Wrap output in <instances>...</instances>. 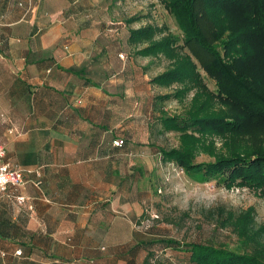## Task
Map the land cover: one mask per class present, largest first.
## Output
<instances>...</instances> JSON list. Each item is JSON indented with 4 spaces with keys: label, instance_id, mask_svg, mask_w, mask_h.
<instances>
[{
    "label": "rangeland",
    "instance_id": "1",
    "mask_svg": "<svg viewBox=\"0 0 264 264\" xmlns=\"http://www.w3.org/2000/svg\"><path fill=\"white\" fill-rule=\"evenodd\" d=\"M61 1L63 11L47 13L59 8ZM35 3L36 0L27 3L26 0H0V51L7 58H13L14 53L38 58L57 53L61 48L62 58H75L71 45L76 39L77 24L80 22L86 29L90 26L86 31L90 39V77L98 83H90V102L116 107V111L110 107L103 114L110 116L107 123L113 130L111 142L114 144L115 138L125 139L120 146L127 152L126 181L121 189L129 203L123 211L126 216L134 215L132 219L136 223L130 242L137 246L138 240L147 237H175L183 243L202 241L239 252H263L264 245L255 242L264 244L262 186H228L221 177L188 171L175 160L164 158L159 150L160 147L188 148L195 161L215 160L234 153L264 152V114L223 94L204 69L199 65L192 67V59L181 45L182 29L166 3L163 0H41L39 6ZM36 5L37 9L33 10ZM20 8L25 13L21 22L26 25L39 19L43 35L38 33L36 39L30 38L21 26L6 31L8 25L2 22L15 19ZM77 9L82 10L81 15ZM133 17L136 18L132 20ZM218 18L226 27L225 36L230 28L245 30V19L238 13L226 20L219 12ZM145 25L158 27L152 38L129 40L130 29ZM12 34H23L26 39L12 38ZM165 37H172L177 46L157 53L139 52L140 48ZM9 39L13 47L8 46ZM257 43L249 40L248 48L253 49L241 60V66L264 86V51ZM43 45L46 48L38 47ZM176 66L191 72L171 83L152 80ZM119 105H124L120 108H125L127 115L121 125H114L113 117L119 114ZM189 112L226 117L232 127L220 125L184 131L164 126L160 117ZM246 217L252 228L260 229L256 239L240 223ZM98 241L105 246L104 250L112 249L111 240ZM152 246L156 250L155 259L168 264L189 261L187 249L165 247L161 242ZM125 252L120 251L119 256ZM145 255L146 248L140 245L135 254L137 263H142Z\"/></svg>",
    "mask_w": 264,
    "mask_h": 264
},
{
    "label": "crops",
    "instance_id": "2",
    "mask_svg": "<svg viewBox=\"0 0 264 264\" xmlns=\"http://www.w3.org/2000/svg\"><path fill=\"white\" fill-rule=\"evenodd\" d=\"M63 6L61 1L47 13L57 14ZM17 11L11 22H2L8 25L6 31L21 26L30 38L42 34L39 19L25 25L23 9ZM77 12L81 15L82 10ZM77 25L71 45L75 58H62L61 48L38 58L15 53L7 58L0 51L4 160L33 170L24 185H11L0 194V264H135L130 262L136 254L130 251V241L136 223L134 215L123 211L129 201L121 189L127 152L111 142L110 116L103 114L111 104L90 102V82L85 79L90 78V26ZM23 34L12 38L26 39ZM8 43L13 47L10 39ZM68 67L84 70L67 72ZM123 106H118L114 125L125 121ZM20 194L25 201L18 200ZM98 239L111 240L112 249L104 250ZM119 250L126 252L119 256Z\"/></svg>",
    "mask_w": 264,
    "mask_h": 264
},
{
    "label": "trees",
    "instance_id": "3",
    "mask_svg": "<svg viewBox=\"0 0 264 264\" xmlns=\"http://www.w3.org/2000/svg\"><path fill=\"white\" fill-rule=\"evenodd\" d=\"M169 10L174 14L183 32L181 45L188 51L192 67L200 66L215 80L219 91L231 96L247 106L249 109L264 114V86L247 74L241 66V60L249 55L253 49L248 48L249 40L259 42L264 51V0H163ZM226 18L237 13L245 19V30L232 29L225 36V26L218 18V13ZM136 17H133L134 20ZM243 28V29H244ZM158 27L145 25L130 29L129 40L137 41L152 38ZM244 33V34H243ZM177 46L172 37L151 42L140 48L143 54L157 53L171 50ZM188 58V62L190 60ZM195 62V63H194ZM84 68H65L67 72L81 73ZM191 72L187 68L178 66L171 68L153 77L158 83H171L182 79ZM91 84H98L91 77L85 78ZM164 126L179 130H202L204 128L232 127L230 120L223 116H198L194 113L181 115H161ZM122 138V137H121ZM116 139V138H115ZM123 139V143L125 139ZM114 145H116L114 143ZM119 145V146H122ZM118 146V145H116ZM164 158H171L188 171L203 172L207 176H218L224 179L226 185H257L264 188V152L253 154H231L217 157L215 160L195 161L188 148L160 147ZM240 223L248 234L258 237L260 229L252 228L250 220L246 217ZM161 242L165 247L182 248L189 251V261L186 264H264V244L260 251L239 252L227 247L202 241L181 242L175 237L152 238L138 240L137 246L130 251H137L140 245L146 248V255L142 264H168L155 259L154 243ZM131 244V243H129ZM259 247V246H258ZM134 256V255H133ZM135 258V256H134ZM137 263L136 258L130 260Z\"/></svg>",
    "mask_w": 264,
    "mask_h": 264
},
{
    "label": "built area",
    "instance_id": "4",
    "mask_svg": "<svg viewBox=\"0 0 264 264\" xmlns=\"http://www.w3.org/2000/svg\"><path fill=\"white\" fill-rule=\"evenodd\" d=\"M123 55V54H122ZM9 131L17 132L16 129L11 128ZM114 143L116 145H122L123 139L122 138H116L114 139ZM7 155V147L5 142H0V194H3L9 186L11 185H24L28 178L26 177L27 173L33 171L31 168H25L21 166H16L11 164L8 160H4V157ZM38 174H40V171H38ZM41 180H37V183H40ZM19 201H25L26 196L25 195H18ZM21 253V250L18 251Z\"/></svg>",
    "mask_w": 264,
    "mask_h": 264
}]
</instances>
